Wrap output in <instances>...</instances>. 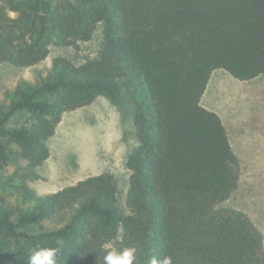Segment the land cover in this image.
I'll return each instance as SVG.
<instances>
[{"label":"trees","instance_id":"16d2710c","mask_svg":"<svg viewBox=\"0 0 264 264\" xmlns=\"http://www.w3.org/2000/svg\"><path fill=\"white\" fill-rule=\"evenodd\" d=\"M98 26L96 57H59L36 83L4 92L0 171L10 158L41 166L65 112L123 92L138 138L124 210L109 172L40 194L27 181L37 173L11 178L0 191V262L28 264L33 248L52 247L57 264H104L118 242L134 249L132 264H264L262 230L228 203L239 158L222 119L201 104L217 69L264 77V0H0V63L34 67L51 45L75 47Z\"/></svg>","mask_w":264,"mask_h":264},{"label":"rangeland","instance_id":"374dc122","mask_svg":"<svg viewBox=\"0 0 264 264\" xmlns=\"http://www.w3.org/2000/svg\"><path fill=\"white\" fill-rule=\"evenodd\" d=\"M100 47L101 26H98L90 40L81 41L75 47L51 45L46 59L34 67L0 63V100L20 79L36 83L35 72L44 70L45 73L55 59L63 57L83 62L96 57ZM201 104L222 119L240 161V187L228 203L247 211L264 234V77L239 80L217 69L211 74ZM133 113L132 100L123 92L115 101L100 95L89 105L65 112L55 133L46 141L50 151L48 159L30 170L26 161L10 158L7 167L0 171V191L11 188V178L19 182L29 171L39 175L33 180L27 177L39 194L109 172L114 176L118 201L124 210L129 177L125 161L138 143ZM24 118L22 113L8 125H19ZM111 246L117 251L127 248L118 242Z\"/></svg>","mask_w":264,"mask_h":264},{"label":"clouds","instance_id":"9594fccd","mask_svg":"<svg viewBox=\"0 0 264 264\" xmlns=\"http://www.w3.org/2000/svg\"><path fill=\"white\" fill-rule=\"evenodd\" d=\"M110 247V246H105ZM58 249L52 247H35L31 250L28 258V264H57ZM134 249L125 248L122 251L112 249L104 255V264H132L134 260ZM150 264H171L170 257H164L157 261L153 258Z\"/></svg>","mask_w":264,"mask_h":264}]
</instances>
